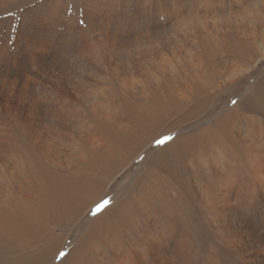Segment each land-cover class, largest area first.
<instances>
[{
  "label": "rangeland",
  "instance_id": "374dc122",
  "mask_svg": "<svg viewBox=\"0 0 264 264\" xmlns=\"http://www.w3.org/2000/svg\"><path fill=\"white\" fill-rule=\"evenodd\" d=\"M0 1V80L7 75L10 84L13 79L16 81V88L0 83V125L5 126L7 136L15 143V149L10 150L2 139L5 134L0 137V264H34L33 260L29 263V258L41 259L43 249L51 243L59 248L50 264H106L110 259H118L115 246L125 254L129 264H139L131 252L136 247L144 252L145 264L164 263L166 254L177 257L170 264H264V57L254 62L257 54L264 55V0ZM250 33L256 37L248 36ZM106 41L114 44L112 50L102 46ZM5 51H11L13 58L1 56ZM233 56H239L242 63L247 58L249 63L242 69L237 68L233 80L211 93L204 110L195 108L203 99V89L195 88L194 94L181 98L182 91L191 87L195 79L192 68H196L203 84L204 66L210 79H217V72L212 70L218 66L222 71L224 64H233L236 61ZM125 74L135 83L129 90L122 84L126 81ZM44 86L47 98L42 96ZM177 86L182 91L175 100L173 89ZM142 87L147 89L146 100L140 93ZM122 96L127 100L122 101ZM171 96L173 100L168 102ZM233 100L237 102L235 105ZM132 101H139V105ZM15 109L21 116H35L56 132L60 131L58 128L68 127L69 142L63 145L73 146L78 156L89 145L83 136L95 133L104 140L103 121L107 118L103 115L108 110L112 109L108 119L117 124L122 121L126 130L125 120L130 119L133 132L126 136L128 146L120 147L113 159L106 161L107 153L103 150L97 155H86L87 160L78 163L83 179L89 172L93 180L83 182L85 185L76 190L67 175L71 168L78 169L65 164L64 150L55 152L59 163L46 157L39 150V141L33 145L29 137L42 124L27 128L28 133L22 122H12ZM157 112L163 113L158 120ZM195 112L197 117L192 118ZM178 119L181 121L174 128ZM169 137L157 146L158 140ZM10 151L15 152L11 155ZM194 178L223 185L222 191L226 192L223 198L236 207L224 213L212 207L211 211H204L205 199L200 200V191L193 193L189 184ZM86 185L91 186L89 194L85 193ZM66 188L71 191L67 195ZM140 189L151 190L149 200L137 194ZM94 192L101 195L96 196ZM106 208H110L109 217L120 209L130 213L139 210L141 214H135V220L127 218L120 227H114L110 220L99 228L89 224ZM91 231L109 237L93 239ZM155 234L159 235L157 240H162L159 253L153 250L156 249L152 240ZM254 238L257 243L253 242ZM101 255L106 257L104 261H100Z\"/></svg>",
  "mask_w": 264,
  "mask_h": 264
},
{
  "label": "bare ground",
  "instance_id": "6f19581e",
  "mask_svg": "<svg viewBox=\"0 0 264 264\" xmlns=\"http://www.w3.org/2000/svg\"><path fill=\"white\" fill-rule=\"evenodd\" d=\"M48 2V1H47ZM95 2V1H94ZM261 2V1H260ZM0 3H1V1H0ZM32 3V2H31ZM46 3V2H45ZM3 4V3H2ZM90 4V3H89ZM4 7H5V5H4ZM39 7V6H38ZM1 8V7H0ZM18 10V9H17ZM224 11V10H223ZM228 11V10H227ZM264 11V10H263ZM50 12V11H49ZM118 12V11H117ZM238 14L240 13V11H238L237 12ZM236 13V14H237ZM117 14V13H116ZM129 14V13H128ZM214 14V13H213ZM245 15H246V13H245ZM116 16V15H115ZM167 16V15H166ZM243 16H244V14H243ZM171 17V16H170ZM124 18V17H123ZM149 19V18H148ZM200 19V18H199ZM89 20V19H88ZM248 20V19H247ZM53 22V21H52ZM214 22V21H213ZM216 22V21H215ZM212 24V23H211ZM99 26H100V24H99ZM118 26V25H117ZM203 26H204V23H203ZM40 27V26H39ZM55 27V26H54ZM214 27V26H213ZM2 28V27H1ZM156 28V27H155ZM203 28V27H202ZM218 28V27H217ZM252 28V27H251ZM219 29V28H218ZM254 29V28H253ZM61 30V29H60ZM99 30V29H98ZM102 30V29H101ZM100 30V31H101ZM112 30V29H111ZM110 30V31H111ZM217 30V29H216ZM53 31H55V28H54V30ZM106 31V30H105ZM206 31V30H205ZM212 31V30H211ZM215 31V30H214ZM218 31L219 30H217V33H218ZM257 31H258V28H257ZM1 32V31H0ZM2 32H4L3 31V29H2ZM107 32V31H106ZM206 32H208V30L206 31ZM103 33V32H102ZM211 33V32H210ZM247 33V32H246ZM45 34V33H44ZM118 34V33H117ZM235 34V33H234ZM233 34V35H234ZM241 34V33H240ZM255 34H256V32H255ZM53 35V34H52ZM232 35V34H231ZM239 35V34H238ZM257 35V34H256ZM56 36V35H55ZM115 36V35H114ZM212 36H213V33H212ZM219 36V35H218ZM236 36V35H235ZM240 36V35H239ZM245 36V35H244ZM248 36H250V37H256V36H254L253 34H249ZM105 37H107V35L105 36ZM207 37V36H206ZM208 37H210V36H208ZM222 37V36H221ZM235 38V37H234ZM208 39V38H207ZM4 40H6V38L4 39ZM12 40V39H11ZM76 40V39H75ZM235 40H237L236 38H235ZM239 40V39H238ZM9 41V39H7V42ZM50 41V40H49ZM53 41V40H52ZM51 41V42H52ZM56 41V40H55ZM70 41V40H69ZM207 41V40H206ZM209 41H210V39H209ZM255 41H256V39H255ZM254 41V43H256ZM6 42V41H5ZM9 42H11V41H9ZM237 42V43H236ZM235 43L236 44H238V41H236ZM69 43V42H68ZM208 43H210V42H208ZM241 43V42H240ZM1 44V43H0ZM5 44V43H4ZM4 44L2 45V46H4ZM7 44V43H6ZM65 44V43H64ZM190 44V43H189ZM234 44V43H233ZM206 45V44H205ZM209 45V44H208ZM235 45V44H234ZM246 45H247V43H246ZM9 46V45H8ZM7 45H6V47H8ZM102 46H105L106 47V49L108 50V51H110V50H112L113 49V46H114V44L113 43H111V41H106V42H104L103 44H102ZM202 46V45H201ZM204 46V45H203ZM12 47V46H11ZM58 47H59V44H58ZM208 47V46H207ZM232 47V46H231ZM247 47V46H246ZM253 47V46H252ZM2 48V47H1ZM9 48H10V46H9ZM14 48V47H13ZM21 48V47H20ZM196 48H198V47H196ZM214 48V47H213ZM244 48V47H243ZM60 49V48H59ZM207 49V48H206ZM236 49H238V48H236ZM255 49V48H254ZM257 49V48H256ZM24 50V49H23ZM49 49H47V51H48ZM235 50V49H234ZM243 50V49H242ZM194 51H196V50H194ZM229 51V50H228ZM231 51V50H230ZM254 51V50H253ZM105 52V51H104ZM184 52V51H183ZM197 52H198V50H197ZM247 52V51H246ZM2 53V52H1ZM51 53V52H50ZM110 53V52H109ZM113 53V52H112ZM188 53V52H187ZM186 53V54H187ZM193 53H195V52H193ZM201 53V52H200ZM225 53V52H224ZM45 54V53H44ZM51 54H53V52L51 53ZM55 54V53H54ZM103 54V53H102ZM198 54V53H197ZM241 55H242V53H240ZM3 55H8V56H11V58H13V53L10 51H5V52H3L2 54H1V56H3ZM31 55V54H30ZM33 55V54H32ZM57 55V54H56ZM114 55V54H113ZM200 55V54H199ZM228 55V54H227ZM53 56V55H52ZM107 56V55H106ZM112 56V55H111ZM192 56V55H191ZM187 57V56H186ZM194 57V56H193ZM193 57H191V58H193ZM204 57V56H203ZM222 57V56H221ZM249 57V56H248ZM262 57H264V55H258L257 54V57H256V59L254 60V62H256L258 59H260V58H262ZM64 58V57H63ZM124 58V57H123ZM189 58H190V54H189ZM188 58V59H189ZM220 58V57H219ZM233 59H236V61L233 63V64H231V65H227V64H224L223 66H221L222 67V71H221V69H219V67L218 66H216L214 69H216V70H218L219 72H221V73H218V71H216V70H212L213 72H217L215 75H217L216 77H218L217 79H219V80H221L220 81V83H219V80H217L216 78H214V79H212L213 80V82H211L212 80L210 79V75H209V72L207 71V68H205V66L203 67V79H204V83L202 84L201 83V81H200V79H199V77H198V73H196L195 72V69L194 68H192V73L191 74H193V76H195V79H194V81L192 82V85H191V87L190 86H188L185 90H180V88L181 87H179V86H177L176 87V90L175 89H173V93H175V100L177 99V94H178V97H180V94L179 93H181V91L183 92V94L181 95V98L183 97V96H186L187 94H188V96H191L192 95V93H193V89H195V88H198L197 90H202L203 89V91H202V93H203V99H202V101L201 102H199L200 104L197 106V107H195L196 108V111L199 109V108H201V109H203L204 110V108L208 105V103L210 102V96H211V93L214 91V90H217V89H221L222 87L220 86V85H224V84H226V83H228V82H230L231 81V79L233 78V77H235V76H233L234 75V73H235V71H236V69L237 68H239V69H242V67H244V65H246L247 63H249L248 62V60L249 59H247L246 58V60H245V63H242L240 60H239V56L238 57H232ZM202 59V58H201ZM15 60V59H14ZM49 60V59H48ZM192 60V59H191ZM207 60V59H206ZM218 60H220V59H218ZM5 61V60H4ZM54 61V60H53ZM107 61V60H106ZM199 61V60H198ZM204 61V60H203ZM223 61V60H222ZM228 61V60H227ZM32 62V61H31ZM229 62V61H228ZM34 63V61L31 63V64H33ZM39 63V62H38ZM107 63V62H106ZM208 63H210L209 61H208ZM219 63V62H218ZM226 63V62H225ZM252 63V62H251ZM63 64V63H62ZM66 64V63H65ZM103 64V63H102ZM184 64V63H183ZM28 65V64H27ZM164 65V64H163ZM188 65H189V63H188ZM218 65H221L220 63L218 64ZM251 65V64H250ZM200 66V65H199ZM249 66V65H248ZM47 67H48V65H47ZM65 67H67V66H65ZM192 67V66H191ZM201 67V66H200ZM251 67H253V66H251ZM1 68L2 67H0V70H1ZM4 68V67H3ZM8 69H9V67H7ZM35 68H36V66H35ZM38 68V67H37ZM36 68V69H37ZM56 68H58V67H56ZM6 69V68H5ZM7 69V70H8ZM30 69H32V68H30ZM39 69V68H38ZM42 69V68H41ZM53 69H55V68H53ZM186 69V68H185ZM200 69V68H199ZM212 69V68H211ZM249 69V68H248ZM19 70V69H18ZM32 70H34V69H32ZM32 70H31V73H34V72H32ZM179 70H181V69H179ZM14 71V70H13ZM40 71V70H39ZM44 71V70H43ZM57 71H59V70H57ZM157 71V70H156ZM211 71V72H212ZM240 71V70H239ZM239 71H237V72H239ZM11 72V71H10ZM41 72H42V70H41ZM201 72V71H200ZM15 73V72H14ZM19 73V72H18ZM31 73H29V75H28V77L30 76V74ZM49 73V72H48ZM58 73V72H57ZM59 73H60V71H59ZM58 73V74H59ZM38 74V73H37ZM43 73H41V75H42ZM45 74H47V73H45ZM49 74H51V72L49 73ZM53 74V73H52ZM150 74V73H149ZM157 74V73H156ZM238 74V73H237ZM240 74V73H239ZM3 75V74H2ZM12 75V74H11ZM24 75V74H23ZM32 75V74H31ZM35 75H36V73H35ZM131 75V74H130ZM177 75V74H176ZM34 76V75H33ZM43 76V75H42ZM54 76V75H53ZM63 76V75H62ZM190 76V75H189ZM192 76V75H191ZM31 77V76H30ZM39 78H40V76H38ZM25 78V77H24ZM38 78V79H39ZM52 78V77H51ZM60 78H61V73H60ZM178 78V77H177ZM187 78V77H186ZM191 78V77H190ZM30 79V78H29ZM31 79H32V77H31ZM48 78H46L45 80H47ZM50 79V78H49ZM57 79V78H56ZM188 79V78H187ZM36 80V79H35ZM43 80V79H42ZM52 80V79H51ZM51 80H50V82H51ZM62 80H63V78H62ZM62 80H61V82H62ZM125 82L123 83L122 82V84H123V86H124V88H125V90H129V89H131L134 85H135V83H134V80H133V78H131L128 74H125ZM139 80V79H138ZM144 80V79H143ZM233 80V79H232ZM19 81V80H18ZM24 81V80H23ZM31 81V80H30ZM37 81V80H36ZM53 81V80H52ZM57 82L59 81V80H56ZM69 81V80H68ZM3 83V84H6L7 86H9L10 85V87H13V86H15L16 85V81H15V79H13V81H12V84H10V80H9V76H5L4 77V80H0V83ZM29 82V81H28ZM38 82V81H37ZM43 82V81H42ZM42 82H40V83H42ZM65 83H67V82H65ZM69 83V82H68ZM20 84V83H19ZM22 84V83H21ZM54 84V83H53ZM56 84V83H55ZM120 84V83H119ZM35 85H37V84H35ZM87 85H90V84H87ZM27 86V89H28V85H26ZM121 86V85H120ZM2 87V86H1ZM25 87V86H24ZM45 87V86H44ZM43 87V89L42 90H44L43 91V94L44 95H42L43 97H45V98H47L48 97V94H47V92H46V90H47V88L45 87L44 88ZM65 87V86H64ZM90 87V86H89ZM92 87H93V85H92ZM15 88H16V86H15ZM20 88V87H19ZM66 88V87H65ZM40 89V88H39ZM30 90V89H29ZM36 90V89H35ZM52 90V89H51ZM63 90V89H62ZM38 91V90H37ZM40 91V90H39ZM38 91V93H40ZM87 91V90H86ZM3 92V91H2ZM9 92V91H8ZM15 92V91H14ZM21 92H23V91H21ZM98 92V91H97ZM125 92V91H124ZM166 92V91H165ZM198 92V91H197ZM16 93V92H15ZM35 93H37L36 91H35ZM85 93V92H84ZM104 93V92H103ZM140 93H141V96H142V98H144L145 100L147 99V97H148V94H147V89H144L143 87L142 88H140ZM214 93V92H213ZM7 94V93H6ZM65 94V93H64ZM79 94V93H78ZM101 94V93H100ZM126 94V93H125ZM194 94V93H193ZM38 95V94H37ZM52 95V94H51ZM72 95V94H71ZM83 95V94H82ZM91 95V94H90ZM155 95H156V93H155ZM22 96V95H21ZM53 96V95H52ZM107 96H109V95H107ZM195 96V95H194ZM258 96V95H257ZM76 97H78V96H76ZM254 97V96H253ZM88 98V97H87ZM188 98V97H187ZM62 99V98H61ZM91 99V98H90ZM102 99V98H101ZM115 99V98H114ZM121 99H122V101H126L127 100V98L125 97V96H122L121 97ZM57 100V99H56ZM106 100V99H105ZM110 100V99H109ZM172 100H173V96H171V98L169 99V101L168 102H172ZM19 101V100H18ZM28 101V100H27ZM44 101V100H43ZM53 101V100H52ZM100 101V100H99ZM193 101V100H192ZM196 101V100H195ZM6 102V101H5ZM15 102V101H14ZM34 102V101H33ZM256 102V101H255ZM40 102H38V104H39ZM43 103V102H42ZM91 103V102H90ZM89 103V104H90ZM93 103V102H92ZM100 103H102V102H100ZM108 103V102H107ZM132 103H134V104H136V105H139V101H132ZM16 104V103H15ZM37 104V105H38ZM66 104V103H65ZM73 104H74V102H73ZM94 104V103H93ZM106 104V103H105ZM179 104H181V102L179 103ZM190 104V103H189ZM193 104V103H192ZM71 106V105H70ZM75 106V105H74ZM101 106V105H100ZM181 106V105H180ZM190 106V105H189ZM27 107H29V106H27ZM64 107V106H63ZM62 107V108H63ZM80 107V106H79ZM183 107H185V105L183 106ZM253 107V106H252ZM23 108V107H22ZM59 108V107H58ZM72 108V107H71ZM189 108V107H188ZM8 109H9V107H8ZM35 109V108H34ZM56 109V108H55ZM78 109V108H77ZM100 109V108H99ZM16 110V109H15ZM96 109H94L93 108V111H95ZM126 110V109H125ZM129 110V109H128ZM37 111V110H36ZM72 111V110H71ZM76 111V110H75ZM79 111V110H78ZM150 111V110H149ZM201 111V110H200ZM8 112V111H7ZM33 112V111H32ZM62 112V111H61ZM73 112V111H72ZM77 112V111H76ZM110 112H112V109L111 110H108V113H106L105 115H103L105 118H107V120L103 117V119L104 120H106V121H103V126L105 127V131H102V133L103 132H105V137H104V140H100L99 139V136H97V135H95V133L93 134H87L85 137L83 136V139H85L88 143H89V145H87V148H85L86 150L85 151H81L80 152V154H79V156L78 155H76V153H75V150H74V148H73V146H71L70 148H66V146L65 145H63L64 143H66L68 140H69V131L67 130V128H58L59 130V132H56V131H54V130H51V128L48 126H46L43 122H41L40 120L38 121V118H36L35 116H33V115H31V116H27V115H24V116H21V115H19L18 114V112H17V110H16V112H13V115H12V117H11V119L13 120H11L12 122H14V121H18L19 120V122L21 123H23V127H24V129H26V131H27V128H30V127H32V125H34L35 123H41L42 124V126H39L40 128L38 129V128H36L35 127V129H34V131L31 133H29L28 131V133H29V137H30V142H32V144L34 145L35 143H36V140L37 141H39V143H38V145H39V150L46 156V157H52V160H53V162H55V163H59V159H57V158H55V152H56V150L58 149V151L59 152H61V151H63L62 153H63V160H64V162H65V164H67V165H69V167H75V168H77L78 170H76V169H74V168H71V169H73V170H71V172H69L68 173V175H67V178L70 176L71 177V179H72V181L74 182V187L76 188V190H77V188L79 187V186H83V185H85L86 183L85 182H88L89 181V183H90V181H92L93 180V177H92V175L89 173V172H86L85 173V180L83 179V177H82V171L80 170V167H78V163H80L81 162V160L82 159H86V155H97V154H99V153H101L103 150H105L106 151V153H107V157H106V161L108 160V159H110V158H112L113 157V155L116 153V151L120 148V147H122V146H128V141H127V139H126V136H128V134H130V133H132L133 132V130L130 128L131 126H133V124H132V121L130 120V119H126L125 120V123L127 124V130L125 129V126L122 124V121H121V123H119V124H117V123H115V122H113L112 120H110V119H108V117H109V113ZM127 112V111H126ZM199 112V111H198ZM12 113V112H11ZM75 113V112H74ZM79 113V112H78ZM94 113V112H93ZM104 113V112H103ZM115 113V112H114ZM150 113V112H149ZM152 113V112H151ZM158 114H160V115H156V116H158L157 117V120L159 119V118H161L162 117V115H163V113L162 112H157ZM33 114V113H32ZM119 114V113H118ZM127 114H128V112H127ZM256 114V113H255ZM5 115H7V114H5ZM74 115V114H73ZM94 115V114H93ZM95 115H96V113H95ZM94 115V116H95ZM187 115H188V113H187ZM190 115H192V114H190ZM198 115H199V113H198ZM89 116V115H88ZM97 116V115H96ZM189 116V115H188ZM193 117L192 118H194V116H196V112L194 113V115H192ZM4 117H6V116H4ZM9 117V113H8V119L10 118ZM60 117V116H59ZM62 117V116H61ZM76 117V116H75ZM86 117H87V115H86ZM91 117V116H90ZM98 117V116H97ZM97 117H95V118H97ZM99 117H100V115H99ZM115 117V116H114ZM150 117V116H149ZM197 117V116H196ZM73 118V117H72ZM102 118V117H101ZM117 118V117H116ZM245 118V117H244ZM251 118V117H250ZM7 119V118H6ZM55 119V118H54ZM81 119V118H80ZM79 119V120H80ZM98 119V118H97ZM111 119H112V117H111ZM114 119V118H113ZM118 119V118H117ZM183 119H184V121H186L187 120V117H183ZM196 119V118H195ZM4 120V119H3ZM45 120V119H44ZM53 120V119H52ZM84 120H86V119H84ZM88 120H90V119H88ZM101 120V119H100ZM120 120H121V118H120ZM193 120V119H192ZM246 120V119H245ZM1 121V120H0ZM65 121V120H64ZM82 121V120H81ZM80 121V122H81ZM148 121V120H147ZM180 119H178V121L176 120L175 121V126H174V128H176L177 126V124H179L180 123ZM235 121V120H234ZM2 122V121H1ZM5 122H6V120H5ZM12 122H11V126H12ZM18 122V123H19ZM62 122V121H61ZM67 123H68V120L66 121ZM65 122V123H66ZM87 122V121H86ZM85 121H84V123H86ZM88 122H90V121H88ZM157 122V121H156ZM190 122V121H189ZM220 122V121H219ZM222 122H223V120H222ZM229 122V121H228ZM4 123V122H3ZM16 123V122H15ZM14 123V124H15ZM17 123V125H19ZM55 123V122H54ZM70 123V122H69ZM170 123H174V122H170ZM188 123V122H187ZM252 123V122H251ZM6 124V123H5ZM8 124V123H7ZM13 124V125H14ZM64 124V123H63ZM82 124H83V122H82ZM90 124V123H89ZM182 124V123H181ZM10 125H9V128H10ZM51 125V124H50ZM56 125V124H55ZM71 125V124H70ZM84 125V124H83ZM91 125V124H90ZM157 125V124H156ZM221 125V124H220ZM219 125V126H220ZM229 125V124H228ZM20 126V125H19ZM52 126V125H51ZM64 126V125H63ZM72 126V125H71ZM81 126V125H80ZM145 126V125H144ZM18 127V126H17ZM53 127V126H52ZM92 127V126H91ZM220 127H222V126H220ZM224 127V126H223ZM231 127H232V125H231ZM249 127V126H248ZM12 128V127H11ZM14 128V127H13ZM22 128V127H21ZM144 128V127H143ZM14 129H16V127L14 128ZM14 129H12L13 130V132L15 131ZM18 129H20L19 127H18ZM37 129V131H35ZM76 129V128H75ZM84 129V128H83ZM221 129H223V128H221ZM232 129V128H231ZM249 129V128H248ZM253 129V128H252ZM256 129H257V127H256ZM10 130V129H9ZM17 130V129H16ZM22 130H23V128H22ZM95 130H97V129H95ZM211 130V129H210ZM219 130V129H218ZM228 130V129H227ZM71 131H74V130H71ZM80 131H82V130H80ZM84 131H86V130H84ZM91 131H93V129L91 130ZM152 131V130H151ZM221 131V130H220ZM24 132V131H23ZM77 132V131H76ZM98 132V131H97ZM169 132V131H168ZM224 132V131H223ZM230 132V131H229ZM228 132V133H229ZM240 132V131H239ZM73 133V132H72ZM85 133V132H84ZM90 133V132H89ZM233 133V132H232ZM3 134H5L4 136H3ZM7 134H8V131H7V129L5 128V126H3V125H0V137H2V139L4 138V141L6 142V145L8 144V147H6V148H9L10 150H14L15 149V143L13 144V139L10 137V136H7ZM18 134V133H17ZM74 134V133H73ZM72 134V135H73ZM15 135V134H14ZM21 135V134H20ZM122 135H124V137L122 136ZM215 135V134H214ZM219 135V134H218ZM243 135V134H242ZM262 135V134H261ZM17 136H19V135H17ZM74 136H75V134H74ZM244 136V135H243ZM20 137V136H19ZM149 137V136H148ZM254 137V136H253ZM21 138V137H20ZM77 138V137H76ZM214 138H216V136L214 137ZM247 138V137H246ZM15 139V138H14ZM75 139V138H74ZM78 139H80V138H78ZM77 139V140H78ZM82 139V140H83ZM191 139V138H190ZM217 139V138H216ZM18 140H19V138H18ZM23 140V139H22ZM76 140V141H77ZM223 140V139H222ZM3 141V142H4ZM27 141V140H26ZM15 142V141H14ZM19 142V141H18ZM29 142V141H28ZM69 142V141H68ZM230 142H231V140H230ZM71 143H72V141H71ZM186 143V142H185ZM256 143V142H255ZM5 144V143H4ZM22 144V143H21ZM70 144V143H69ZM246 144V143H245ZM31 145V144H30ZM63 145V146H62ZM76 145H78V144H76ZM3 146V145H2ZM17 146V145H16ZM5 147V146H4ZM28 147H31V146H28ZM77 148H80V147H77ZM186 148V147H185ZM190 148V147H189ZM8 149V150H9ZM5 150V149H4ZM7 150V151H8ZM19 150H21V149H19ZM31 150H32V148H31ZM16 151V150H15ZM15 151H13V152H15ZM22 151V150H21ZM20 151V152H21ZM29 151V150H28ZM77 151V150H76ZM12 152V154H14ZM19 152V151H18ZM184 152V151H183ZM10 154H11V151L9 152ZM30 153V152H29ZM61 153V154H62ZM253 153L254 154H257L258 153V151L256 152V151H253ZM11 154V155H12ZM20 154V153H19ZM26 154V153H25ZM28 154V153H27ZM60 154V155H61ZM73 154H75L74 156H73ZM6 155V154H5ZM105 155V154H104ZM104 155L100 158V159H103V157H104ZM23 156H25V155H23ZM30 156V155H29ZM11 157V156H10ZM16 157V156H15ZM255 157H256V155H255ZM264 157V156H263ZM262 157V158H263ZM6 158H8V157H5V159ZM20 157H18L17 158V161H18V159H19ZM29 158V157H28ZM28 158H26V161H27V159ZM34 158V157H33ZM90 158V157H89ZM10 159V158H9ZM12 159V158H11ZM22 159V158H21ZM113 159V158H112ZM169 159V158H168ZM13 160H15V159H13ZM29 160V159H28ZM33 160V159H32ZM87 160V159H86ZM9 161V160H8ZM7 161V162H8ZM11 161V160H10ZM35 161V160H34ZM217 161V160H216ZM215 161V162H216ZM264 161V160H263ZM19 162V161H18ZM33 162V161H32ZM39 162V161H38ZM42 162V161H41ZM48 162V161H47ZM46 162V163H47ZM90 162V161H89ZM100 162H101V160H100ZM99 162V163H100ZM23 163H25V162H23ZM0 164H1V162H0ZM2 164H5V162L4 163H2ZM7 164V163H6ZM9 164V163H8ZM16 164H17V162H16ZM10 165V164H9ZM18 165V164H17ZM16 165V166H17ZM20 165V164H19ZM46 165V164H45ZM60 165V164H59ZM58 165V166H59ZM62 165V164H61ZM95 166H99V164H97L96 165V163L94 164ZM257 165V164H256ZM255 165V166H256ZM22 166V165H21ZM24 166V165H23ZM22 166V167H23ZM25 166H26V164H25ZM52 166V165H51ZM63 166H65V165H63ZM9 167H11V165L9 166ZM4 168H6V167H4ZM18 168H20V167H18ZM25 168V167H24ZM99 168H101L100 166H99ZM12 169H13V167H12ZM23 169V168H22ZM21 169V170H22ZM92 169V168H91ZM257 169V168H256ZM15 170V169H14ZM17 170V169H16ZM107 170V169H106ZM7 172V171H6ZM15 172V171H14ZM18 172V171H17ZM24 172V171H23ZM97 172H99V171H97ZM20 173V172H19ZM262 173H263V171H262ZM18 174V173H17ZM222 174V173H221ZM261 174V173H260ZM12 175H13V173H12ZM11 175V176H12ZM55 175V174H54ZM109 175V174H108ZM11 176H10V178H11ZM48 176V175H47ZM13 177V176H12ZM59 177V176H58ZM148 177V176H147ZM180 177H181V175H180ZM204 177V176H203ZM257 177H258V175H257ZM200 178V177H199ZM255 178V177H254ZM27 179V178H26ZM78 180V181H80L79 183H77V181L76 180ZM202 179V178H201ZM221 179H222V177H221ZM238 179V178H237ZM264 179V178H263ZM95 180V179H94ZM97 180V179H96ZM174 180V179H173ZM195 180V181H194ZM194 180L193 181H191L189 184H190V186L192 187V189H193V193H195L196 191H200L199 193H198V196H199V198H200V200H201V198H204L205 199V206L203 207V210L204 211H211L210 209H211V207L216 211V210H219V213H224V211H226L227 209H231L232 210V208H234V207H236V206H234V204H232L230 201H227L226 200V198L224 197L223 198V195H224V193H226V192H224L223 193V185H221L220 183H215V185H212V184H210V183H208V182H199V181H197V179L196 178H194ZM257 180H259V179H257ZM234 181V180H233ZM264 181V180H263ZM83 182L85 183V184H83ZM197 182H199L200 184L198 185V186H196V184H197ZM227 182V181H226ZM259 182V181H258ZM76 183V184H75ZM178 183H180V182H178ZM225 183V182H224ZM262 183V182H261ZM83 184V185H82ZM88 184V183H87ZM136 184V183H135ZM152 184V183H151ZM259 184H260V182H259ZM264 184V183H263ZM262 184V185H263ZM148 185V184H147ZM231 185V184H230ZM256 185H258V184H256ZM261 185V186H262ZM57 186V185H56ZM22 187V186H21ZM85 187V186H84ZM91 187V186H90ZM90 187H88L87 188V185H86V194H89V193H87L88 191H90ZM150 187V186H149ZM241 187V186H240ZM263 187H264V185H263ZM23 188V187H22ZM21 188V189H22ZM82 188V187H81ZM229 188V187H228ZM242 188V187H241ZM262 188V187H261ZM83 189V191H85ZM152 189V188H151ZM19 190V189H18ZM17 190V191H18ZM93 190V189H92ZM145 190V189H144ZM149 190V189H148ZM20 191V190H19ZM62 191V190H61ZM65 191V195H67V194H69L71 191H70V188H66V190H64ZM79 191V190H78ZM100 191V190H99ZM151 191V190H150ZM150 191H143V189H140L139 191H138V195H140V197H145V199H147V200H149L148 199V196L150 195ZM75 192V191H74ZM80 192V191H79ZM103 192V191H102ZM108 192V191H107ZM134 192V191H133ZM95 193V195L96 196H98V195H101V194H98L97 192H94ZM103 194V193H102ZM72 195V194H71ZM134 195V194H133ZM195 195V194H194ZM253 195V194H252ZM81 196V195H80ZM130 196V195H129ZM6 197V196H5ZM84 197V196H83ZM227 197V196H226ZM68 198V197H67ZM247 198V197H246ZM97 200V199H96ZM235 201V200H234ZM2 202V201H1ZM7 202V201H6ZM8 203V202H7ZM51 203V202H50ZM124 204V203H123ZM122 203H120V205H123ZM201 204V203H200ZM236 204H238V203H236ZM10 205V204H9ZM117 205V204H116ZM126 205V204H125ZM131 205H132V203H131ZM5 206V205H4ZM143 206H146V204H143ZM1 207V206H0ZM8 207V206H7ZM68 207V206H67ZM70 207V206H69ZM149 207V206H148ZM151 207V206H150ZM256 207V206H255ZM109 209L110 208H106V210L102 213V215H99V217H97L94 221H91V222H89V224H91V223H94L95 225H94V228L96 227V228H99V226L103 223V222H105L104 224H106L109 220H110V222L113 224V226L114 227H116V226H118V227H120L121 225H123V224H125L128 220H127V218H133L134 220H135V214H141V211H139L138 209V211H136V213H130V212H128V210H126V211H124V210H122V209H120V210H118V211H116L115 213H113V214H111V217H109L108 216V213L110 212L109 211ZM149 209V208H148ZM156 209V208H155ZM152 210V209H151ZM145 210H143V212H144ZM153 211H155V210H153ZM241 211V210H240ZM14 212V211H13ZM157 212V211H156ZM213 212V211H212ZM1 213V212H0ZM145 213V212H144ZM144 213L141 215V220L143 219V217H144ZM152 213V212H151ZM158 213V212H157ZM18 214V213H17ZM106 214V216H103V215H105ZM159 214V213H158ZM211 214V213H210ZM212 214H214V213H212ZM211 214V215H212ZM113 215V216H112ZM156 213H155V215H154V217H156ZM206 215V214H205ZM247 215V214H246ZM147 216V215H146ZM160 216V215H159ZM214 216V215H213ZM212 216V217H213ZM222 216V215H221ZM243 216V215H242ZM149 217V216H148ZM147 217V218H148ZM215 217V216H214ZM223 217V216H222ZM6 218V217H5ZM115 218V219H114ZM219 219H220V217H218ZM240 218V217H239ZM253 218V217H252ZM207 219V218H206ZM209 219V218H208ZM212 219V218H211ZM219 219H217V221L219 220ZM232 219V218H231ZM238 219V218H237ZM242 219V218H241ZM240 219V220H241ZM127 220V221H126ZM148 220V219H147ZM155 220V219H154ZM157 220H158V218H157ZM213 220V219H212ZM221 220V219H220ZM227 220V219H226ZM152 221V220H151ZM209 221V220H208ZM229 221V220H228ZM234 221V220H233ZM8 222V221H7ZM110 222H108V223H110ZM153 222V221H152ZM222 221H220V223H221ZM241 222V221H240ZM239 222V223H240ZM111 224V225H112ZM129 224V223H128ZM145 224V223H144ZM152 224V223H151ZM154 224V223H153ZM159 224V223H158ZM212 224H213V222H212ZM214 224H217V223H214ZM7 225V224H6ZM24 225V224H23ZM160 225V224H159ZM226 225V224H225ZM224 225V226H225ZM240 225V224H239ZM158 226V225H157ZM223 226V225H222ZM5 227V226H4ZM104 227H107L106 225H104ZM166 227V226H165ZM217 227V226H216ZM90 228V227H89ZM93 228V227H92ZM102 228V227H101ZM148 228V227H147ZM160 228V227H159ZM158 228V229H159ZM221 228V227H220ZM6 229V228H5ZM106 229V228H105ZM221 229H223V228H221ZM249 229V228H248ZM102 230V229H101ZM100 230V231H101ZM111 230V229H110ZM228 230V229H227ZM226 230V231H227ZM234 230V229H233ZM90 231V230H89ZM106 231V230H105ZM114 231V230H113ZM172 231V230H171ZM171 231H170V234H171ZM230 231V230H229ZM261 231V230H260ZM109 232V231H108ZM161 232H163V231H161ZM165 232H167V231H165ZM231 232H232V230H231ZM111 233H113V232H111ZM133 233V232H132ZM143 233H145V232H143ZM90 234H91V236L90 237H94L93 239H97L98 237L100 238V236H101V239L102 238H107V237H109V236H106V235H104V234H100V235H98L95 231H91L90 232ZM108 234V233H107ZM147 234V233H146ZM151 234V233H150ZM159 234V233H158ZM158 234H155L154 236V239L152 238V240H153V247L154 248H156V249H153V250H155L154 252H156V250L158 251L157 253H159V252H161L160 250H161V248H162V245H161V243H162V240H157V238L159 237V235ZM157 235H158V237H157ZM146 236V235H145ZM144 236V237H145ZM150 236V235H149ZM182 236V235H181ZM212 236V235H211ZM222 236H224V235H222ZM258 236V235H257ZM88 237V236H87ZM161 237V236H160ZM180 237V236H179ZM262 237V236H261ZM228 238V237H227ZM240 238V237H239ZM243 238V237H242ZM56 239H58V238H56ZM90 239V238H89ZM92 239V238H91ZM111 239H112V237H111ZM145 239H146V237H145ZM147 239H149V238H147ZM224 239H226V238H224ZM34 240V239H33ZM88 240V239H87ZM129 240V239H128ZM172 240V239H171ZM174 240H176V239H174ZM218 240V239H217ZM253 240V242H255L256 241V243L258 242L255 238L254 239H252ZM170 241V240H169ZM227 241H228V239H227ZM237 241V240H236ZM53 242V241H52ZM147 242H148V240H147ZM146 242V243H147ZM167 242V241H166ZM224 242V241H223ZM263 242V241H262ZM34 242H31V244H33ZM119 243V242H118ZM233 243V242H232ZM255 243V244H256ZM50 245H55V248L54 247H51ZM166 245V244H165ZM185 245H188V243L187 244H185ZM190 245V244H189ZM228 245H231V243L230 244H228ZM31 247L33 246V245H30ZM37 246V245H36ZM144 246V245H143ZM168 246V248H169V245H167ZM30 247V248H31ZM45 247V246H44ZM116 247V250H115V253H117V257H118V259L116 260V261H114L113 259L111 260H109L108 261V263H106V264H129L128 262H127V260H125L124 259V256H125V254L121 251V250H119V249H117V246H115ZM166 247V246H165ZM188 247V246H187ZM224 247V246H223ZM232 247V246H231ZM264 247V246H263ZM58 248H59V246H56V244H54V243H51V244H49V245H47L46 247H45V249H43V253H42V256L41 257H39V258H41V259H38V258H36V257H30L29 258V263H31L32 262V260L34 261V264H43V263H46V264H50L51 263V261L53 260V257H54V255H55V253L57 252V250H58ZM164 248V247H163ZM183 248V247H182ZM249 248V247H248ZM258 248H259V246H258ZM32 249V248H31ZM33 249H34V246H33ZM39 249V248H38ZM171 249V248H170ZM235 249H236V247H235ZM95 250V249H94ZM169 250V249H168ZM182 250V249H181ZM41 251V250H40ZM162 251H163V249H162ZM171 251V250H170ZM186 251V250H185ZM238 251V250H237ZM240 251V250H239ZM254 251V250H253ZM85 252V251H84ZM126 253H127V251H125ZM131 252H134L135 253V258H136V260H137V262L139 263V264H145L146 262H145V258H144V256H143V254H144V252H142V250H140L138 247H136L134 250L132 249V251ZM175 252V251H174ZM170 253V252H169ZM172 253H173V251H172ZM186 253V252H185ZM239 253V252H238ZM106 254V253H105ZM179 254V253H178ZM166 255H168V254H166ZM165 255V259H164V263L162 262V261H160V264H170L171 262H175L176 260H177V257L176 256H174L175 258H173V257H171L170 255H168V256H166ZM172 255V254H171ZM174 255V254H173ZM172 255V256H173ZM158 256V255H157ZM188 256V255H187ZM106 257L104 256V255H101V258H100V261H104V259H105ZM239 258V257H238ZM18 263V262H17ZM100 263V262H99Z\"/></svg>",
  "mask_w": 264,
  "mask_h": 264
},
{
  "label": "snow or ice",
  "instance_id": "6c2138e0",
  "mask_svg": "<svg viewBox=\"0 0 264 264\" xmlns=\"http://www.w3.org/2000/svg\"><path fill=\"white\" fill-rule=\"evenodd\" d=\"M237 102L235 101V100H233L232 101V104L233 105H235ZM169 139H171L170 137L168 138V139H165V140H158L156 143H157V146H161V145H163L165 142H166V140H169ZM105 206V205H104ZM103 206V207H104ZM99 211V208L97 209V212ZM63 255V254H62Z\"/></svg>",
  "mask_w": 264,
  "mask_h": 264
}]
</instances>
